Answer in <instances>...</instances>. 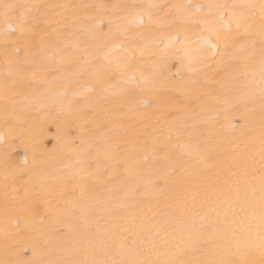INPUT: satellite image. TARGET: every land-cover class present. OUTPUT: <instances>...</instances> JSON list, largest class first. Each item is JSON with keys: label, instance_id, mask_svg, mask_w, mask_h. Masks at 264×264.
Here are the masks:
<instances>
[{"label": "snow or ice", "instance_id": "1", "mask_svg": "<svg viewBox=\"0 0 264 264\" xmlns=\"http://www.w3.org/2000/svg\"><path fill=\"white\" fill-rule=\"evenodd\" d=\"M153 24L124 60L113 58L128 51L130 34L135 41L136 29ZM0 62V119L9 133L33 112L59 104L79 140L66 157L41 160L32 170L17 168L5 151L0 264H264V0H0ZM234 95L259 104L258 136L243 117L246 141L228 139L212 124L214 106ZM209 158L221 160L220 171L193 192L188 170ZM174 177L181 179L170 184ZM149 193L159 200L148 210L118 215L123 202L135 207ZM197 196L199 209L214 206L196 213L199 223L191 211ZM10 202L11 226L38 223L43 238L23 247L11 242ZM257 206L254 238L233 217L249 210L254 216ZM103 214L122 223L98 243Z\"/></svg>", "mask_w": 264, "mask_h": 264}, {"label": "bare ground", "instance_id": "2", "mask_svg": "<svg viewBox=\"0 0 264 264\" xmlns=\"http://www.w3.org/2000/svg\"><path fill=\"white\" fill-rule=\"evenodd\" d=\"M22 3H40V4H51V3H67V4H82V3H110V4H247V3H259V0H18ZM160 17H155V21H159ZM155 29V24L149 26L146 25L142 28L135 30L136 40L131 39V34L129 39L126 41V46L128 51L122 52L117 50L112 53L113 58L120 57L124 60L131 50L135 47H139L143 41L141 36L148 33L150 30ZM169 29H161V32L166 33ZM190 39H195V34H189ZM139 55L138 52L134 53ZM147 59V58H145ZM2 63V62H0ZM115 63V59H114ZM176 67H179L177 64ZM176 68H173V72ZM181 76L185 75L183 71L180 73ZM80 85L79 87H82ZM115 90H119V85ZM255 107V112H250L249 109ZM212 116L216 117L212 124L215 128L226 138L235 139L237 142L242 140L246 141L247 137L244 135L246 121L243 117H248L247 127L256 129L258 136L259 128V104L255 106L246 105L241 102L239 97L234 95L231 96L221 103L214 106L211 113ZM235 126V127H234ZM208 125H201L200 131L207 128ZM0 135L5 136L4 141H0V254H2L3 242H4V229L6 223L5 216V201L3 193V157L5 151L10 154L12 163L20 169L32 170L35 168L39 161H48L54 158H64L71 151V149L79 144V140L76 138V130L73 127L72 121L60 110V105L55 104L51 108L42 107L39 112H33L29 118L25 119L22 123H18L15 126L13 132L9 133L5 128L2 119H0ZM163 135H166L163 134ZM163 135L159 132L154 133V136H160L163 139ZM183 139V137H182ZM201 141L210 146L206 142L205 137H201ZM212 143H215L213 141ZM56 146L57 152L50 153L49 150ZM27 160V164L25 161ZM70 163V161H66ZM191 162L195 163V159L191 158ZM221 160L219 158H209L205 159L203 164L199 169L189 168L188 177L194 182L192 191H201V185L206 186L214 176L220 171ZM181 178L174 177L170 180V184H174L180 181ZM190 198V197H189ZM159 200L157 194H146L145 197L140 201L139 205L133 207L129 202L125 201L119 208L118 215L130 216L132 213L142 210H148L147 206L154 204ZM202 198L197 196L196 204L197 208L191 209L192 214L196 217L199 223V215L196 213L199 211L201 214L209 207H214L213 205H205V208L199 209V204ZM9 213H8V230L10 232V240L13 244L18 247H23L31 242L35 238H43L44 226L33 223V224H22L20 229H15L11 226V219L15 216V211L11 202L9 203ZM103 219H98L97 230L99 236L96 242L102 243V238H107L110 233H114L112 225L120 224L122 221L113 220L111 214H103ZM211 218H215L214 216ZM233 219L236 224L240 227H244V223H247L249 227L254 230V238L259 236V208H255V215H252V210H249L247 216L241 213H237ZM243 221V223H242ZM27 255H31L28 252Z\"/></svg>", "mask_w": 264, "mask_h": 264}]
</instances>
